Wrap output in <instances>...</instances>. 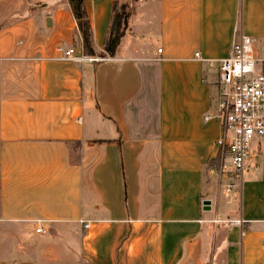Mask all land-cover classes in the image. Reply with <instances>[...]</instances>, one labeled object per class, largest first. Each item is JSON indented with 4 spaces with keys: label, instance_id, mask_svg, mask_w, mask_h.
Returning <instances> with one entry per match:
<instances>
[{
    "label": "crops",
    "instance_id": "crops-1",
    "mask_svg": "<svg viewBox=\"0 0 264 264\" xmlns=\"http://www.w3.org/2000/svg\"><path fill=\"white\" fill-rule=\"evenodd\" d=\"M84 1L99 62L61 58L68 0H0V264H264V143L235 178L217 111L264 0L137 2L113 53L114 0Z\"/></svg>",
    "mask_w": 264,
    "mask_h": 264
},
{
    "label": "built area",
    "instance_id": "built-area-1",
    "mask_svg": "<svg viewBox=\"0 0 264 264\" xmlns=\"http://www.w3.org/2000/svg\"><path fill=\"white\" fill-rule=\"evenodd\" d=\"M57 49L65 60L99 62L109 58L76 55L74 47L63 45ZM219 80L217 110L223 136L218 142L230 156L231 173L241 180L252 143L256 140L264 143V57L257 55L251 36L243 32L235 34L229 54L219 61ZM88 226L86 223L85 227Z\"/></svg>",
    "mask_w": 264,
    "mask_h": 264
},
{
    "label": "trees",
    "instance_id": "trees-1",
    "mask_svg": "<svg viewBox=\"0 0 264 264\" xmlns=\"http://www.w3.org/2000/svg\"><path fill=\"white\" fill-rule=\"evenodd\" d=\"M138 0H114L112 23L108 31V38L106 47L112 48V53L121 42L122 37L126 34L130 16L133 14ZM74 17L78 24V29L83 38V50L85 55L95 54L93 47V30L86 11L84 0H68ZM114 40V42H113ZM222 154V153H221ZM221 154L216 160L211 163L218 164L220 162Z\"/></svg>",
    "mask_w": 264,
    "mask_h": 264
},
{
    "label": "rangeland",
    "instance_id": "rangeland-1",
    "mask_svg": "<svg viewBox=\"0 0 264 264\" xmlns=\"http://www.w3.org/2000/svg\"><path fill=\"white\" fill-rule=\"evenodd\" d=\"M137 2L138 3L142 2V4L144 5V4L148 3L149 0H138ZM113 42H114V40H113ZM215 101H216V104H217V100H215ZM257 144H258V141L257 140L254 141L252 143V148L256 147ZM226 166L227 167H231V159H230V157L228 155L226 156ZM16 243H17L16 240H1L0 239V258H3L5 256H7L9 253H11L13 251V247L16 245Z\"/></svg>",
    "mask_w": 264,
    "mask_h": 264
},
{
    "label": "water",
    "instance_id": "water-1",
    "mask_svg": "<svg viewBox=\"0 0 264 264\" xmlns=\"http://www.w3.org/2000/svg\"><path fill=\"white\" fill-rule=\"evenodd\" d=\"M49 21V20H48Z\"/></svg>",
    "mask_w": 264,
    "mask_h": 264
}]
</instances>
